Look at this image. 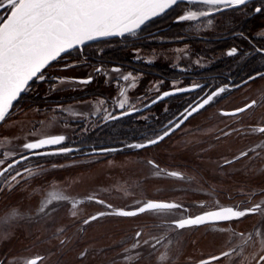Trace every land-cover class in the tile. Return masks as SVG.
Returning a JSON list of instances; mask_svg holds the SVG:
<instances>
[{
  "label": "flooded vegetation",
  "instance_id": "1",
  "mask_svg": "<svg viewBox=\"0 0 264 264\" xmlns=\"http://www.w3.org/2000/svg\"><path fill=\"white\" fill-rule=\"evenodd\" d=\"M255 7L264 8V0H249L244 6L225 9L194 21H178V16L185 14V11L207 10V6L194 7L186 1H180L165 13L147 21L134 33L90 41L70 49L66 54H61V57L51 62L50 67L44 70L45 79L40 81L34 78L28 89L22 93L12 107L14 113L29 109L26 113L29 117L27 118L28 127L30 131H35V134L24 139L20 149L18 147L17 151L11 154L0 151V160L4 161L0 164V171L7 168L9 163L13 164V167L4 175H0V179L16 175L19 168H25L26 164L30 167L37 165L36 161L65 156L115 154L122 151L136 153L137 156L145 151L146 162L149 164V161H153L159 168L158 158L161 156L155 153L152 147L182 131L197 114L211 105L215 106L220 99L232 92L239 93L241 102L233 108H220L219 112L223 115L232 113L235 109L242 108L252 101H256V104L242 113L225 115L236 116L239 131L237 139L240 137L242 141L238 149L240 153L223 160L218 170L226 174L225 167L228 164L246 160L250 162L245 167L250 166L251 169L257 167L259 170L255 171L256 173H264V133L256 131L264 127V78L257 76V73L264 74V52L258 51L264 48V12L256 13ZM7 14V8L0 9V18L6 17ZM233 47L237 48V53L233 56L227 55ZM178 48H182L180 53L177 51ZM221 53L222 56H220ZM66 64L71 66L65 67ZM114 69H119V71H114ZM129 73L135 77L134 87L129 86L133 83L132 80H123V76ZM250 76L256 78L249 79ZM89 77L91 79L88 83L80 82L88 80ZM194 85H200V87L194 88ZM221 87L225 88L223 93L214 97L209 104L184 120L179 128H175V125L186 115L185 109L191 111L190 106L202 103L208 95ZM175 88L189 90L174 92ZM122 91L124 96H121ZM166 91L174 92V94L157 99ZM125 98L128 103L121 109L119 102ZM85 99H91L88 107L74 108V102ZM154 100L156 103H152ZM122 112L129 114L121 115ZM110 115L117 118L106 119ZM71 126L74 127L72 133L68 131V127ZM169 127L174 130L157 144L145 148L130 147L133 143H146L148 139L163 135ZM45 130L49 131L40 132ZM59 135L64 136L65 140L58 145H46L32 150L23 147L26 143ZM126 147L129 148L122 149ZM60 149H71V151L64 152ZM242 152H247L248 155L241 156ZM21 157H27V159H21ZM187 160L184 157L180 158L178 166H184ZM149 166L154 167L152 164ZM143 175H140L136 181H133L132 176L123 178L124 184L131 191L136 192L137 188L140 189L139 196L142 201L137 206L122 207L120 210L133 211L151 200L182 205L181 208L172 210H182L183 213L164 219L162 216L158 217L157 213L160 212L151 210L131 217L118 216L114 214L115 211L105 212L106 210H97L85 218H81L77 213L73 215V213L65 212L62 217L56 218L59 222L50 228L47 237H59L60 242H64L67 238L65 236L67 227L78 226L79 240H82L84 233L87 232L84 226L90 225L89 223L100 224L107 219L112 221L142 217L147 219V217L154 216L153 220L148 218L149 222L147 220L143 223L144 226H138L133 232L124 229L117 241L114 235L112 236L113 242L104 247L108 252L110 251L108 254L110 264H156V259L160 260V264H199L201 260L209 259L214 255L218 256L224 251H230L232 254L238 246L241 247L238 252L246 251V253L254 245L257 247L256 254L251 256L252 264H256V259L264 254V241L257 243V238L260 237L257 235V230L259 232L264 230V219H258L261 216L260 213L232 221L186 226L183 229L176 228L172 223L174 220L195 217L218 207H238L242 210L256 203H262L264 202V184L250 191H241L237 188L229 192L225 187L224 191L218 192L214 188L215 192L224 196L223 199H226L225 195L231 196L229 201H220L221 196H218L219 199H213L217 197L216 194L214 197H203L202 193L197 190L185 191L180 187L166 191L165 194H169L167 196L149 195L146 185L151 179H147L149 177H146V174ZM179 176L176 177L179 178ZM156 178L160 180L163 176ZM213 181H199L201 185L194 187L204 189L203 191L208 194V187L202 184L208 185ZM106 184H101L105 190L107 189ZM258 184L261 183L258 181ZM165 185V183L161 184L160 189L166 187ZM105 190L103 192L106 194L112 193V191ZM242 192L249 193L242 194ZM93 198L97 202L111 203L98 195ZM188 200L198 203L200 208L194 209L191 203H187ZM68 201L70 199L55 203L63 205ZM99 213L111 214L101 216ZM91 216H97V219L85 224L84 221ZM254 217L257 218L250 221ZM161 220L162 222L158 223L159 226L165 227L164 224H167V227L170 225L173 228L148 229V224L150 227H155L152 225L153 221ZM138 231L142 233V236L136 238L135 234ZM212 233H214L213 239L218 238L221 242L224 241L221 249L197 258L189 255L187 246L192 241L195 243L198 236L209 237ZM241 233L247 235L244 244L243 238L236 239L237 235L242 236ZM137 239L139 246L132 248V245L137 243ZM144 241H148V244H144ZM169 244V247L173 246L175 250L171 255L169 250L166 251L168 259L164 258L165 261H162L160 253L165 252ZM75 245L79 248V262L86 261L90 257L94 258L93 252H96L98 256L106 252L102 246L97 251L91 250L81 241H76ZM232 249L235 251L232 252ZM130 253L133 255L130 256ZM243 257H239L240 260H236L235 264H246L247 261ZM224 259L227 258L212 261L211 264H224L222 263ZM39 261L40 259L37 263Z\"/></svg>",
  "mask_w": 264,
  "mask_h": 264
},
{
  "label": "rangeland",
  "instance_id": "2",
  "mask_svg": "<svg viewBox=\"0 0 264 264\" xmlns=\"http://www.w3.org/2000/svg\"><path fill=\"white\" fill-rule=\"evenodd\" d=\"M200 18L202 17L197 19ZM177 51L180 53L182 48H178ZM90 100L76 101L73 104L74 108H86L91 102ZM240 102L239 93L228 94L220 99L215 106L211 105L197 114L182 131L152 147L155 153H159L158 155L161 156L158 158L159 168L149 166L146 162L145 151L139 156L136 153L122 151L115 154L86 155L84 157L65 156L64 158L57 157L36 161L37 165H33V167L26 164V166L24 165L25 168H19L17 172L21 175L15 181L11 179L12 176L0 179V188L5 186L2 190L0 189V264H28V261L34 256H43L37 264H110L111 260L108 255L110 251L108 252L104 247L113 242L112 236L114 235L117 241L122 236L124 229L133 232L138 226H144L143 223L147 222L148 218L153 220L154 216L147 217V219H144L146 217L122 221L107 219L100 224L89 223L90 225L84 226L87 232L84 233L82 240H79L78 226L67 227L65 233L67 238L64 242H60L59 237H47V234L50 228L59 222L56 218L62 217L65 212L77 213L81 218H85L97 210L117 212L122 207L137 206L142 201L139 196L140 189L137 188L136 192H133L126 187L123 181V178L126 177L132 176L133 181H136L140 175L146 174V177H149L147 179H151L150 183L146 185L149 195L167 196L169 194H165L166 191L180 187L185 191L188 189L197 190L202 193L203 197H214L216 194L217 197L213 199L221 196L220 201H229L231 196L225 195L226 199H223L224 196L215 192L214 188L221 192L226 187L231 192L237 188H240L241 191H250L256 187H262L264 173H256L255 171L259 170L257 167L253 169L250 166L245 167L250 161L240 160L228 164L225 167L226 174L218 170V166L223 160L230 159L240 153L238 149L242 141L240 137L237 139L239 131L236 116H225L219 111L220 108H233ZM11 110L5 120L0 123V151L6 154L17 151L18 147L20 149L22 141L35 134V131H30L28 127L27 118L29 117L26 116V113L29 109L19 113H14L15 111ZM73 129V126L68 127L70 133ZM183 157L188 160L184 162V166L179 167V159ZM26 169H30L32 175H29L25 171ZM172 170L179 172V178L168 175V173L173 172ZM158 176H163V178L159 180L156 178ZM142 177L144 178V175ZM210 180L215 181L208 185L202 184L208 187L207 190L210 195L203 191L204 189L194 187L201 185L198 183L199 181ZM258 181L261 184H258ZM102 183H107L106 190L104 186H101ZM163 183L166 184V187L163 186L164 188L160 189V185ZM93 189L94 191H92ZM104 190L112 191V193L106 194L103 192ZM52 192L61 194L70 201L63 205H57L56 201H53L45 207L49 193ZM247 193L249 192H242V194ZM97 195L107 199L112 204L95 201L93 197ZM188 201L187 203H191L194 209L200 208L198 203ZM42 207L44 208L43 212L40 211ZM13 212L16 215H12ZM181 213H183L182 210H172L160 212L157 215L168 219ZM256 218L254 217L250 221H254ZM259 218L264 219V214H261ZM161 222L162 220L153 221L152 225L155 227H150L148 224V229L173 228L170 225L167 227V224H164L165 227H161L159 226ZM213 237L214 233L209 237L198 236L195 243L192 241L187 246L189 255L197 258L221 249L224 246L222 244L224 241L221 242L220 239H213ZM242 238L244 244V240L247 238L246 234L237 235L236 239ZM76 241H81L82 244L94 251L99 250L102 246L106 252L105 254L100 253L99 256L93 252L94 258L90 257L86 261L79 262V248L75 245ZM258 241L261 243L264 241V230L260 231L257 243ZM169 246L170 244L165 252L160 253V256L164 257L165 260L168 259V252L171 255L173 254L172 251L175 250L172 248L173 246ZM240 248L238 246V249L226 260L224 259L225 261L223 260L222 263L235 264L236 260H240L239 257L244 256L243 258L247 261L246 264H252L251 256L256 254L257 247L254 245L247 253L246 251L238 252ZM129 255L131 256L133 253ZM156 261V264H160V260L156 259Z\"/></svg>",
  "mask_w": 264,
  "mask_h": 264
},
{
  "label": "snow or ice",
  "instance_id": "3",
  "mask_svg": "<svg viewBox=\"0 0 264 264\" xmlns=\"http://www.w3.org/2000/svg\"><path fill=\"white\" fill-rule=\"evenodd\" d=\"M178 2L179 0H0V9L7 8L8 10L6 17L0 18V122L5 120L9 110L13 107V102L20 97L21 93L28 89L30 81H33L34 78L43 81L45 79L44 70L50 67L51 62L61 57V54H66L70 49L99 37L123 36L125 33H134L145 22L165 13L166 10L176 6ZM186 2L194 7L198 5L207 6V10L199 12L188 11L178 16V21H194L198 17H207L212 13L222 12L225 9H235L239 6L246 5L248 0H186ZM254 11L261 13L264 12V8L255 7ZM209 24H211V20H209ZM237 51V48L233 47L228 51L227 55L233 56ZM258 51L264 52V48H260ZM70 66L65 65V67ZM114 71L118 72L119 69H114ZM257 76L264 78V74L261 73H257ZM255 78V76L249 77V79ZM90 79L91 77L88 80L80 82L88 83ZM123 80H132L133 83L129 86H135V77L131 73L123 76ZM193 87L197 88L200 85H194ZM188 90L186 88H175L174 92H185ZM224 91L225 88L221 87L208 95L202 103L196 106H190L191 111L185 109L186 115L175 125V128H179L184 120H187L193 113L209 104L214 97ZM174 92L166 91L157 99L173 95ZM121 96H124L123 91L121 92ZM127 103L126 98L122 99L119 102V107L123 109ZM152 103H156V101L154 100ZM255 104L256 101H252L242 108L235 109L232 113L224 114L236 115L237 113H242L252 108ZM128 114V112L121 113V115ZM116 118V116L112 115L106 117V119ZM173 130L172 127H169L163 132V135H159L155 139H148L146 143L130 145V147L145 148L149 145L157 144ZM256 131L264 133V127H260ZM64 140L65 137L62 135L48 136L34 142L26 143L23 147L29 150L39 149L46 145H58ZM60 151L67 152L71 151V149H60ZM34 154L40 155L41 153ZM240 155L247 156L248 153L242 152ZM21 159H27V157H21ZM3 163L4 161L0 160V164ZM227 163H231V161H227ZM149 164L158 168V165H155L153 161H149ZM12 167L13 164L9 163L7 168L0 171V175H4ZM25 171L29 175H32L30 169H26ZM157 174L159 175L160 173L158 172ZM20 175L17 172L11 179L15 181ZM168 175L176 177L180 174L170 172ZM65 199L67 197L61 194L55 192L49 193L45 207L53 201ZM99 202L103 203V201ZM262 203H256L242 210L238 207H218L215 210L203 212L195 217L174 220L172 223L176 228L183 229L191 225L232 221L257 213L264 214ZM181 207L182 205L176 203L149 200L133 211L118 210L114 214L131 217L150 210L164 212ZM40 211L43 212L44 208L42 207ZM106 214L111 213H99L101 216ZM12 215H16V213L13 212ZM96 219L97 216H91L84 223L88 224L90 221ZM241 235L243 234L241 233ZM257 235H260L259 230H257ZM135 236L139 238L142 236V233L138 231ZM144 244H148V241H144ZM138 246L139 240L137 239V243L133 244L132 248H137ZM125 251L127 252V249ZM231 251L234 252L235 249ZM230 255V251H224L218 256L214 255L209 259L201 260L199 264H211L212 261H220L221 258H227ZM39 259L41 258L36 257L31 259L28 261V264H37ZM161 259H164V257H161ZM253 259L256 258L253 257ZM262 262H264V254H261L256 259V264H262Z\"/></svg>",
  "mask_w": 264,
  "mask_h": 264
},
{
  "label": "water",
  "instance_id": "4",
  "mask_svg": "<svg viewBox=\"0 0 264 264\" xmlns=\"http://www.w3.org/2000/svg\"><path fill=\"white\" fill-rule=\"evenodd\" d=\"M180 1H186V0H179V2H180ZM248 1H249V0H248ZM166 11H167V10H166ZM153 18H154V17H153ZM151 19H152V18H151ZM145 23H146V22H145ZM141 26H142V25H141ZM125 34H126V33H125ZM113 36H120V35H113ZM106 37H112V36H106ZM106 37H99V38H96V39H94V40L101 39V38H106ZM94 40H91V41H94ZM87 42H90V41H86L85 43H87ZM85 43H84V44H85ZM82 45H83V44H82ZM78 46H81V45H78ZM30 82H31V81H30ZM21 95H22V93H21ZM21 95H20V96H21ZM18 99H19V97L17 98V100H18ZM17 100H16V101H17ZM16 101L13 102V105H14V103H15ZM11 109H12V108H11ZM11 109H10V110H11ZM10 110H9V112H10ZM0 123H1V122H0Z\"/></svg>",
  "mask_w": 264,
  "mask_h": 264
},
{
  "label": "bare ground",
  "instance_id": "5",
  "mask_svg": "<svg viewBox=\"0 0 264 264\" xmlns=\"http://www.w3.org/2000/svg\"><path fill=\"white\" fill-rule=\"evenodd\" d=\"M68 202H69V201H68ZM67 206H68V203H67ZM67 206H66V207H67Z\"/></svg>",
  "mask_w": 264,
  "mask_h": 264
}]
</instances>
